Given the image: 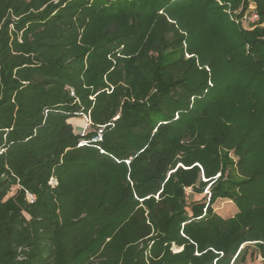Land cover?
<instances>
[{"label": "trees", "instance_id": "trees-1", "mask_svg": "<svg viewBox=\"0 0 264 264\" xmlns=\"http://www.w3.org/2000/svg\"><path fill=\"white\" fill-rule=\"evenodd\" d=\"M248 256L264 260V0H0V264Z\"/></svg>", "mask_w": 264, "mask_h": 264}, {"label": "rangeland", "instance_id": "rangeland-1", "mask_svg": "<svg viewBox=\"0 0 264 264\" xmlns=\"http://www.w3.org/2000/svg\"><path fill=\"white\" fill-rule=\"evenodd\" d=\"M254 6H255L254 4H250L248 9H245V10L242 9L244 11H242V10L239 11L238 14H240V12H243V14L240 15V18H242V17L244 18L243 21L241 19H239V18H236L235 15H234L235 13H233V16L235 17L236 23L237 24H240L242 27L252 28V23L254 22V20H258V18H259V16L258 17L254 16V12H253ZM229 12H230V14H232L231 11H229ZM246 15L249 16V18H245ZM251 16H252V19L250 18ZM156 99H157V95L155 97V100ZM193 99H191V101H193ZM70 121H71V123H73V125H74V127L76 129H77V127H79L78 126V123H80L79 124L80 125V128L83 127L84 124H85V119H84L83 116H75V117H72L70 119ZM77 132H79V130ZM193 139H196V136L193 137V138L184 139L182 141V143L183 144H190L193 141ZM238 168L241 171V166L240 165H238ZM203 180L204 181H207V180H209V178H205L204 175H203ZM210 185H211V183H209L207 186H205L204 191L202 193H196L191 188H188L189 200L192 201V200H199V199H201L205 194H207L209 192ZM15 190H16V188L12 190V193ZM214 209H215V211L219 215L223 216L224 218L232 217V216H234L239 211V208H238L236 202L233 201L232 199H228V198H219L214 203ZM173 250L175 252H178V251L182 250V247L180 248V247H177L176 245H174L173 246ZM263 263H264V260H263V257L262 256H259L257 259H252L251 256H248L247 261L244 262V263H241V264H263Z\"/></svg>", "mask_w": 264, "mask_h": 264}, {"label": "built area", "instance_id": "built-area-1", "mask_svg": "<svg viewBox=\"0 0 264 264\" xmlns=\"http://www.w3.org/2000/svg\"><path fill=\"white\" fill-rule=\"evenodd\" d=\"M253 12H254V16H256V17L259 16V14L255 11V6L253 8ZM238 18L241 19L242 21L244 19L243 17L242 18L238 17ZM245 18H249V16L246 15ZM250 18L252 19V16ZM256 21L257 20H254V22H256ZM71 94L72 95L75 94L74 90L71 91ZM83 117L85 119V124H84L83 127L80 128L79 133L82 136H85L89 132V129H90L91 124H92V120H91V117H90L89 114H83ZM104 129H105L104 125L97 127V129L95 130L94 134L91 137V140L92 141H100V140H102L103 139V134H104ZM85 142H86L85 139H82L80 144H84ZM49 183H50L51 186L55 187L58 184V179L53 176V177H51ZM27 198H28L29 202L32 203L36 199V195L31 193V192H29V191H27Z\"/></svg>", "mask_w": 264, "mask_h": 264}, {"label": "water", "instance_id": "water-1", "mask_svg": "<svg viewBox=\"0 0 264 264\" xmlns=\"http://www.w3.org/2000/svg\"><path fill=\"white\" fill-rule=\"evenodd\" d=\"M157 95V92H154L151 97L149 98V104L150 106H153L154 105V101H155V97Z\"/></svg>", "mask_w": 264, "mask_h": 264}, {"label": "crops", "instance_id": "crops-1", "mask_svg": "<svg viewBox=\"0 0 264 264\" xmlns=\"http://www.w3.org/2000/svg\"><path fill=\"white\" fill-rule=\"evenodd\" d=\"M79 124H80V123H78V126H79V127H77V129L75 128L77 131L80 130V125H79Z\"/></svg>", "mask_w": 264, "mask_h": 264}]
</instances>
